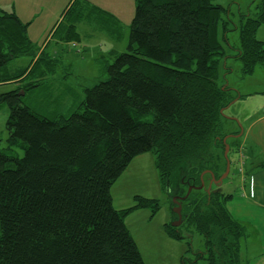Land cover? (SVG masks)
Here are the masks:
<instances>
[{
  "label": "trees",
  "instance_id": "16d2710c",
  "mask_svg": "<svg viewBox=\"0 0 264 264\" xmlns=\"http://www.w3.org/2000/svg\"><path fill=\"white\" fill-rule=\"evenodd\" d=\"M213 1L135 0L126 52H108L107 79L84 88L82 98L54 119L36 114L18 95L45 86L54 72L51 59L26 37L16 15L0 16V85L19 84L0 95V109L8 110L6 147L0 149V264H144L124 219L139 209L154 215L161 203L134 196L133 207L117 212L110 195L133 159L154 154L161 187L170 195L186 181L199 186L203 171L222 175L226 135L219 129L228 119L221 111L237 99L218 70L227 58L239 61L243 74L264 68V41L256 38L264 0H255L256 14L240 16L238 24L228 13L224 21L225 9ZM229 22L239 30L234 56L222 45ZM60 31L65 42L76 37ZM33 55L27 68H8ZM16 148L21 157L12 153ZM229 198L219 190H193L180 229L165 226L173 241L200 239L202 250L191 263L240 264L245 229L225 210Z\"/></svg>",
  "mask_w": 264,
  "mask_h": 264
},
{
  "label": "rangeland",
  "instance_id": "374dc122",
  "mask_svg": "<svg viewBox=\"0 0 264 264\" xmlns=\"http://www.w3.org/2000/svg\"><path fill=\"white\" fill-rule=\"evenodd\" d=\"M213 3L225 9L226 12L221 15L224 21L227 20V13L230 19L237 24L240 22V16L253 17L256 14L255 0H214ZM134 8L135 0H0V16L2 14L16 15L21 23L26 26V37L38 50L43 48L44 57L50 58L53 64L54 72L48 76L45 86H40L37 91L35 89L25 96L23 94L22 104L40 116L54 119L64 112L67 106L71 105V100L82 98L84 88H91L106 80V64L111 61H107L105 58L111 50L118 53L126 52L129 26L133 18ZM77 21L78 23L75 25ZM58 26L59 30L57 29L56 32ZM72 26L74 29L70 28ZM233 27L234 25L229 22L230 31L224 33L226 42H222L228 56H234L239 49V30L233 29ZM62 28L74 31L76 37L73 42H65L59 39V36H62V31H60ZM53 31L49 44L43 45ZM256 37L258 40L264 41V26L259 28ZM71 43L76 45L75 49L68 48ZM35 54L39 57L40 52L37 51ZM32 61H34V55L20 57L10 62L8 68H27ZM225 65L226 67L223 68ZM241 69L239 61L227 58L221 71L218 70V75L221 76L223 84L231 90L230 95L237 99L231 107L222 111L225 118L232 117L237 120L236 122L223 121V127L221 130L219 129V135L222 137L229 133L235 135L237 131L240 132V128L243 131L242 120L239 121L233 117L239 108L238 100L240 99V104L243 105V112L247 116H251L252 113L248 111L251 108L250 101L252 97L253 100L257 97L260 98L256 92L261 90L257 87L262 85L264 81V68L256 66L251 74H243ZM18 85H0V95L16 90ZM262 97L264 98V94L261 95ZM7 117V108H1L0 149L6 147L7 131L5 124ZM235 140L240 141L241 137L226 141L229 146L227 153V159L230 162L229 174L222 180L220 188L216 189V185L212 187L213 191L220 189L223 193H230L231 188L238 184V176L241 174L237 171L238 154L235 151ZM14 150L12 152L14 155L22 156V151L18 148ZM154 164L155 156L152 153L133 159L110 190L114 210L120 212L133 207L134 196L155 199L161 203L160 210L154 215H151V212L146 209H139L134 213L131 212L124 221V225L129 228L127 231L138 248L144 264H181L182 258L189 259L190 264H206L205 261L191 263L194 261V253L202 250V242L197 236L192 235L190 240L176 242L164 233L166 225L171 226V223L181 221L178 227L171 226L180 229L183 223V214L179 216L182 220H179L175 213L172 214L173 209L180 205L177 200L172 202V197L177 196L178 193L188 197L193 190L198 192L197 188L200 185L195 186L190 182L189 186L191 187L185 189L179 187V192L170 195V190L163 191ZM223 164L225 167L224 171H221L222 175L225 172L226 162H219L220 167ZM175 176L179 178L182 175L175 174ZM168 195L170 196L168 197ZM171 204H173L172 207ZM183 205H185V201ZM225 209L229 216L235 220L239 219V215H254L244 211L242 213L236 211L237 209H245L238 194L232 200H227ZM250 223L248 221L239 223L245 229V237L240 244V264H250L251 260L262 252L257 247L256 241L252 240L256 233L253 230L250 232L251 228L247 226ZM188 242L190 248L187 245Z\"/></svg>",
  "mask_w": 264,
  "mask_h": 264
},
{
  "label": "crops",
  "instance_id": "0c3cea01",
  "mask_svg": "<svg viewBox=\"0 0 264 264\" xmlns=\"http://www.w3.org/2000/svg\"><path fill=\"white\" fill-rule=\"evenodd\" d=\"M257 88L261 89L259 92H256L260 95V98L257 97L253 100L252 97L250 101L251 108L248 110L252 113L251 116H247L243 112V105L240 104V99L237 102L239 108L233 117H236L239 121L242 120L243 123V133L240 136L241 140H235V151L236 154H238V160H236L238 163L237 171L241 176H238V184L231 188L230 193L221 192L227 195V197H230L228 199L229 201L232 200L235 195H239L241 204L245 209H237L236 211L238 213L244 211L249 214H254L251 216L239 215L240 217L238 220L232 218L239 223L251 222L247 224V226L251 228L250 232L253 230L256 233L255 235L252 233L254 235V239L252 238V240L256 241L257 247L260 248L262 252L254 257L250 264H264V168L260 167V165L264 163V98H261V95L264 94V81L262 85ZM243 153L245 154L243 155ZM129 215L126 216V218H128ZM126 218L124 221H126ZM126 229L129 228L126 227Z\"/></svg>",
  "mask_w": 264,
  "mask_h": 264
},
{
  "label": "water",
  "instance_id": "95a60500",
  "mask_svg": "<svg viewBox=\"0 0 264 264\" xmlns=\"http://www.w3.org/2000/svg\"><path fill=\"white\" fill-rule=\"evenodd\" d=\"M19 95H23V92H20ZM223 111V110H222ZM222 111H221V114H222ZM231 119L232 121L236 122L237 120L235 118H229ZM242 134V129L240 128V133L237 134V135H227L224 139H223V145H224V152H223V156H224V159L226 161V169H225V172L224 174L218 179L216 180L214 175L210 172H203L201 177H200V186L197 188L198 190H201L203 187H204V182L202 181V176L205 174V173H208L210 174V181L208 183V186L206 187L205 189V192L208 194L212 185H219V183L225 179L229 173V161L227 159V153H228V150H229V146L228 144L226 143V141L230 138H238L239 136H241ZM177 198L173 199V202L176 201ZM173 213H175L178 217V219L180 220L181 218L179 217L180 216V207L176 208V209H173ZM181 222V221H180ZM180 222H173L171 223V226H174V227H178L180 225Z\"/></svg>",
  "mask_w": 264,
  "mask_h": 264
},
{
  "label": "flooded vegetation",
  "instance_id": "af4514ba",
  "mask_svg": "<svg viewBox=\"0 0 264 264\" xmlns=\"http://www.w3.org/2000/svg\"><path fill=\"white\" fill-rule=\"evenodd\" d=\"M203 172H210V171H203ZM202 172V173H203ZM202 173L200 174V176L202 175ZM210 173H212V172H210ZM213 174V173H212ZM200 176H199V181H200ZM202 181L204 182V187L202 188V190H199L198 192H203V193H206L205 192V189H206V187L208 186V183H209V181L211 180L210 179V174H208V173H205L203 176H202ZM218 179V178H217ZM216 179V180H217ZM205 184H206V186H205ZM182 186L183 187H191V186H189V182L188 181H186V182H183V184H182ZM212 187H214V185H212ZM216 189H218V187L220 188L221 187V183H219V186L218 185H216ZM211 191L209 192V194H207V195H210V193L211 192H217L218 190H212V188L210 189ZM220 190V189H219ZM173 199L174 198H177V202L179 201V203H180V205H179V207H180V214H182V209L184 208V205H183V203H184V201H185V205H186V199H187V196L186 195H182L181 193H178L177 194V196H175V197H172ZM172 199V200H173ZM176 207H177V205H176ZM182 220V219H181Z\"/></svg>",
  "mask_w": 264,
  "mask_h": 264
},
{
  "label": "bare ground",
  "instance_id": "6f19581e",
  "mask_svg": "<svg viewBox=\"0 0 264 264\" xmlns=\"http://www.w3.org/2000/svg\"><path fill=\"white\" fill-rule=\"evenodd\" d=\"M71 48L73 49L72 45L70 44L69 49H71ZM229 169H230V162H229Z\"/></svg>",
  "mask_w": 264,
  "mask_h": 264
}]
</instances>
